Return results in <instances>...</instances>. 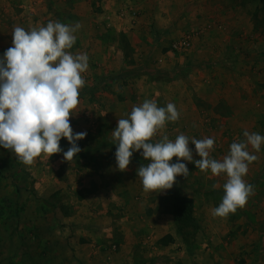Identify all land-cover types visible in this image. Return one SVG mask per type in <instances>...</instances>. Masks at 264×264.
Returning a JSON list of instances; mask_svg holds the SVG:
<instances>
[{"label": "rangeland", "instance_id": "rangeland-1", "mask_svg": "<svg viewBox=\"0 0 264 264\" xmlns=\"http://www.w3.org/2000/svg\"><path fill=\"white\" fill-rule=\"evenodd\" d=\"M28 2V0H0V58L3 57L8 48L13 46L12 33L9 35V31L12 30L13 32L14 26H20L28 30L30 27L47 25L46 23H44L45 25L38 24L39 20L43 22V18L39 19V13L44 10L41 8L33 10L34 5L31 11L28 8H24L23 5L27 6L30 3ZM252 2L249 3L248 10L254 11V15L251 16V20L246 23L243 29L244 32L249 31L251 35H241L239 43L230 48V56L228 57V62L233 60L231 63H234V69L237 71H229L231 70L230 65L224 68L227 64H224L223 61L224 59L227 60V58H219L220 67H218V71L226 69L228 70V73L225 71L226 74L232 76L230 79L235 80L237 83L240 80L246 82L247 86L251 87V96L248 95L249 98L261 100L264 97L261 94L264 91V0H252ZM255 6L258 8H255ZM241 8L245 9L246 7ZM23 13L24 16L22 15ZM63 15L66 14L62 10L61 16L63 17ZM260 15L262 18H260ZM207 26L210 30L214 28L222 30L225 28L215 21L208 23ZM199 30L200 28L197 29L198 32ZM226 30L225 32L227 33L230 29ZM191 31H186L178 39H181L187 32ZM113 36V33L110 32L104 38L110 42ZM194 37L193 35L192 44ZM99 41L101 40L99 39ZM76 43L79 44L77 45ZM76 43L74 46H76L77 53H81L78 50L80 42L77 39ZM122 47L124 53L123 62L126 67L133 68L145 65L147 68L150 66L154 69L152 71L153 76L140 74L128 77L126 82L118 80L111 83L107 81V83L99 86L96 90L97 95L92 96L90 89L95 85L96 78L100 75L104 58L102 57L100 60L102 55L99 53L100 48L97 49L96 54L91 52L92 55L88 56L89 68L82 74L86 84L80 90V103L75 109L77 114L70 118L74 134L87 133L84 139L77 141L81 151L87 145L94 146L99 141L111 140L115 142L112 132L116 129L117 118L109 119L107 117L101 120L102 116L108 114H104V111L100 113L101 105L100 99H97L98 95L102 96V100L105 97L107 100L110 97L114 98V100H120L122 96L123 99L125 97L129 101L135 99L133 101L136 103L143 101L144 98L149 100L154 94L152 93L154 88L159 90L158 87H166L167 84H173V86L167 85L172 88L168 89L161 97L168 96L174 99L171 94H176L179 88H182L183 82L188 85L189 97L193 98V102H195V97H198L199 91L201 94L208 95V97L213 96V91L216 94L215 89L211 85L207 86V82L202 88L200 87L201 83L199 82H202L204 78L199 76L197 64L189 62V58L187 60V57L184 58L183 61L185 63L182 66H180L179 62L174 63L176 68L172 64L174 69L170 72L169 77L173 75L175 78L171 79V82L161 81L158 73L159 69H164L161 70L162 73L168 70L166 68L168 64L164 58L153 59V56L141 55L140 52L135 55L131 43L126 40L123 41ZM170 50L172 51V49ZM233 50L238 52L231 54ZM74 52L73 54H75ZM172 52L183 56L189 51ZM172 68L169 69L172 70ZM201 69L205 73L207 72L206 66ZM221 90L224 92L223 94H227L228 88L224 87ZM99 91H102V93H99ZM108 94L112 96H108ZM173 96L179 97L177 94ZM94 101L98 103L93 104ZM108 103H112L111 99L108 100ZM121 103L122 101H120L119 108H127L124 111H128L129 108L132 109V107ZM195 103L204 107L203 110L206 111V114L202 116V120L198 121L201 125L200 129L204 132L216 129L214 132L216 146L214 145V152H211L215 156H212V158L222 160L225 155L222 150L228 144L242 142L245 137L242 138L239 128L232 126L234 121H231V124L227 120L214 119L207 114L206 109L208 108L205 103L197 101ZM114 105H116V101ZM161 107H164V103L161 104ZM176 107L178 108L177 105ZM113 108L118 111L117 106ZM128 112L131 111L129 110ZM262 117L261 114L257 116L255 127L259 131L253 132L264 136V118ZM251 122L253 124V121ZM176 124L181 126L178 121ZM166 125L170 126L171 124L168 122ZM246 125H249L247 121ZM196 127L199 128V126ZM181 128L193 130L192 126L185 127L182 125ZM208 135L210 136V134H206L205 137ZM159 137L161 138V135L158 133L154 137L153 142L159 140ZM62 139L64 141L62 144L60 143L62 152L51 157L45 155L37 157L31 165H25L11 150L0 146V264H210L212 260H216L214 256H219V254L222 256L221 259H228L230 264H248L246 256L258 259L253 264H264V248L251 247V245L256 244V241L262 239L264 212L261 213V217L257 220L255 229L253 228L252 231H249L250 226L255 220L248 216L249 226L243 222L239 223V219L246 220L239 214V211L230 213L226 218L218 217L219 221L213 219L214 215L211 214L212 212H208L209 215L202 213V206H207L206 209L209 208L210 210L214 208V204H217V201H215L216 197L210 193L214 189L213 185H216L211 178H209L207 183L203 184L204 189L209 190L208 195H199L193 191L195 185L191 183L193 181L192 177L195 176L191 178L177 176L173 188L164 190L166 191L165 193L160 192L152 201L154 206H151V202H147L148 200L145 197L147 193L143 192L139 187L134 189L137 190V194L134 197L126 199L125 188L121 184L116 185L113 182L110 184L113 188L117 187L118 196L115 198L114 195H110L106 199L97 198L99 199L97 200V193L104 192L105 189L102 190V188H107L109 183L103 185L95 182L94 178V182L91 181L90 178L102 175L100 172L102 163L100 161H103V158H114L116 151L111 146H108L102 153H95L78 161L73 159L68 161L65 159L63 152L65 148L69 149L71 145L67 138ZM63 144L65 147H63ZM228 149L230 150V148ZM219 150L220 152H218ZM139 157H141L140 159H145L142 155ZM252 165L253 163L249 167ZM254 168L260 171L259 167ZM209 171L204 172V176L211 172ZM247 175L244 178L247 179ZM253 175L258 176L257 173H253ZM256 186L258 185L255 184L257 189ZM113 190L116 193V190ZM173 190L183 194L195 195L198 214V217H196L197 229H194L190 224L187 225L174 220L170 196ZM135 201L141 203L142 207H138L139 204L134 203ZM134 207L136 208L133 209ZM129 208L132 210L130 217L126 216L130 212ZM153 210L156 211L155 214H160L158 218L160 220L164 219L166 226L163 225V228L151 227L149 220H151ZM102 211L111 216L108 217L110 225L107 221L103 222L102 217H104V214ZM77 215H80L81 218L75 219ZM199 215H204V217ZM125 216L126 219L124 221L120 219ZM135 217L140 222L139 224L145 226L137 232V235L131 224L132 221H135ZM207 217L211 219V223H214V221L218 222V225L217 223L214 224L218 228L215 230L216 233H213L212 229L204 224ZM229 217L232 220L227 223ZM118 220H120L121 224H118ZM97 223L103 226L109 225L111 234L98 231L95 226ZM122 225L131 231L129 238L125 236L126 234L121 228ZM136 225L137 223L135 222ZM225 241H236L241 246L237 245L238 248H235V244H232L228 252H224L221 250L220 245H223Z\"/></svg>", "mask_w": 264, "mask_h": 264}, {"label": "crops", "instance_id": "crops-1", "mask_svg": "<svg viewBox=\"0 0 264 264\" xmlns=\"http://www.w3.org/2000/svg\"><path fill=\"white\" fill-rule=\"evenodd\" d=\"M28 1L30 3L28 2L29 4L27 6L24 4L23 5L24 8H28L31 11L34 5L33 10H37L40 8L44 10L39 13V19L43 18V22L39 20L38 24L45 25L44 23L47 24L49 21H59L70 25L78 22L81 25V28L75 33L77 40L80 42L78 50H80L81 53L90 56L92 55L91 52H94V54H96L97 49L100 48L99 53L102 54L100 60L103 57L104 61L102 65L100 63L102 73L101 72L99 73L100 74L98 75L99 77L111 73H116L126 68L125 63L123 62L124 53L122 47V43L125 40L128 43H131L132 48L135 51V55H138V52H140L141 55L153 56V59L159 60L160 58H164L165 62L168 64V67H166L165 65L164 67L168 68L169 71H173L174 68H172V64L176 62H179L180 66H182L185 63L183 61L184 58L187 57L186 60L189 58L188 59L189 62L191 61V63L197 64V67L199 69L198 70L199 76H202L204 78L202 82H199L201 83L200 87L202 88L203 85L207 82V86L211 85L212 88L215 89L216 91V94H214L213 91L212 94L213 96L210 97H208V95L201 94L199 91V94L197 95L198 97H195L194 101L205 103L206 107L208 108V109L205 108L207 110V114H209L212 118L221 121L227 120L230 121V123L231 121H234V123L231 124L233 127L240 129V134L242 138L244 137L243 133L245 130L249 132L258 130V128L255 127V125L257 124L255 121L257 120V116L260 114L263 116L262 118H264V108H263L264 97H262L261 100H258V98H254V100H252L251 97L249 98L248 96V95L251 96L250 93L251 87H248L246 82L240 80V82L237 83L235 80L230 79L232 76L230 74H226V72L228 71L226 69L218 71L219 69L218 67H220L219 58L222 59L227 58V60L224 59L223 61L224 64H227V66H225L224 68L230 65L231 70L229 71L231 72L237 71L234 69L235 67L233 66L234 63H231V61L233 60L228 62L229 60L228 57L230 56L229 54L230 48L231 47L233 48V45H237V43H239V41L241 40L240 37L241 35H251L249 34L250 33L249 31L244 32L243 29L245 28L246 23H248L251 20V16L254 15V11L251 12L248 10L249 3L252 2V0H28ZM126 5L136 8L138 10L137 16H133L129 12L122 15L121 8L122 7L124 8ZM244 6L246 7L245 9L241 8ZM257 6L261 7L259 5ZM257 6H255V8H258ZM62 10L64 11V14H66L63 15V17L61 16ZM22 15L24 16V13ZM260 18H262L261 15ZM212 21L221 24L225 28L222 30L217 28H214L212 30L208 29L207 25ZM198 28H200L199 32L197 31ZM228 28L230 30H228V32L226 33L225 30ZM188 30L196 31V33L194 34L195 37L193 40L192 48L188 50L189 52L187 51L188 53L183 56L182 55L180 56L178 54L176 55L170 50L171 44L174 40L178 39ZM110 32H112L114 36L112 37V39H110V42H108L105 39L106 38L105 36L109 35ZM11 33L12 30L9 31V35H11ZM223 35H225V37H223ZM99 39L101 41H99ZM76 44L78 45L79 43ZM69 51H71L72 53L75 51L74 53L76 54L77 53L76 46H73V48ZM236 52L238 51L233 50L231 54H234ZM205 66L207 68L206 73L203 71V69H201ZM173 67L176 68V64H174ZM169 68H172V70ZM147 69L148 71L154 70L150 66H148ZM107 81L111 83L116 82L115 80H109V79ZM107 81H102L100 86L107 83ZM119 81L125 82L122 79ZM239 83L243 86H241ZM167 85L173 86V84L170 85L167 84ZM167 85L166 87H158L160 91L154 88V90L152 91V93L154 94L149 100H155L158 106H161L162 103H164V106H166L167 103L169 102L177 105L178 106L177 109L180 112V118L178 122L181 124V126H178V124H176L177 122L174 123L170 122L172 126L166 125L165 129L161 133H159V135L161 136L167 135L169 139L173 141L181 133L190 138L194 137L196 139L205 138L206 134H210V136L208 135L207 137L215 139L214 132L216 131V129H214V131H207V132H204L200 129L201 125L199 124L198 121L202 120V116L206 114V111L203 110L204 107L199 106L197 103L193 102L192 97H189L188 85L183 82V85H181L182 88H179V91L176 92V94L179 95V97L173 96L176 94H171L172 97H174V99L168 96L161 97V95L165 94L168 89L172 88V87H168ZM224 87L228 88L227 94H223L224 92L221 90V88ZM195 88L198 89L197 86H195ZM173 91L175 92L174 89ZM99 93H102V91L101 92L99 91ZM95 94L97 95V92ZM261 94L264 95V91H262ZM108 96H112V95L108 94ZM101 97L102 96L98 95L97 98L100 99V105H101L100 113L101 111H104V114L106 113L108 114L106 116H102L101 120L107 117L109 119L117 118L116 128L118 126V119L128 118L130 114V112L128 111L132 110L131 108H129L128 111H124L127 108L124 109L123 107L119 108L120 101H122L124 105H128V107L133 108L135 105L138 106L142 104L145 100H148L147 98H144L143 101L140 102L138 101L134 103L133 100L135 99L129 101L125 97L123 99L121 96L120 100H114V98L111 97L108 98V100L111 99L112 102V103H108L106 97L103 98V100ZM190 100H192L191 103ZM115 101H116V105H114ZM96 103L98 102L94 101L93 104ZM183 103L185 104L183 105ZM114 106H117L118 111H116L113 108ZM246 121L250 126L246 125ZM251 121H253V124ZM235 122H237V124H235ZM182 125H184L185 127L192 126L193 130L191 129L188 130V128L182 129L181 128ZM196 126H199V128H197ZM244 140L245 138L242 139V141ZM230 145L231 144H228L226 147L227 149L224 148L222 150V152H224L225 155H227L228 151H230L228 149L230 148ZM189 147L193 150L194 160L200 159V157L196 154L195 145L193 146V144L190 143ZM106 148H108V146H104L100 151L97 152V154L104 152ZM248 150L251 154L256 155L258 159L252 162L253 165L251 167H249L250 166L249 164L247 179L246 178L244 179L247 183L254 186L255 184H257L258 186H256L257 189L255 188L254 194L249 198L247 204L243 208H238L236 212L239 211V214L246 219L245 221L239 219V223L243 222L244 224L246 223L247 226H249L248 216L249 218L251 217L255 220V222L252 223V226H250L249 231H252L253 228L255 227L257 220L259 219V217H261V213L264 212V178H263L264 177V144L261 145V149L259 152L252 149L251 146H249ZM142 152L143 149H141L140 152L133 153L138 158V161L132 159L129 168L125 171H120L118 169L116 157L112 159L111 157H109L108 159L103 158V161H100L102 163L101 165L102 169L100 171L102 175L101 176L97 175V177L94 176L90 179L91 181H93L94 178L95 182H98L103 185H107L109 183V186L107 188L105 187L102 188V190L105 189L104 192H101L102 190L100 191L101 193L98 192L96 199L97 198L106 199L107 196L110 195H114L116 198L118 196L119 191H117L116 186L114 188L112 187L110 183L113 182L116 185L121 184L125 188L124 194L126 196V199H131L132 197H134L137 194V190L134 189L136 187H139V189L147 193L145 196L146 199L148 200L147 202L149 203L151 202L150 203L151 206H154L152 201L160 193L154 191L146 192L143 188L142 181L138 177V173H137V169L141 165H146L147 163H149V161L147 160L145 161V159L144 160L140 159L141 157L139 156L142 155L141 154ZM218 152H220V150ZM211 156H215V155L211 154ZM177 159L178 158L174 157L172 163H175ZM183 162L187 164V167H189L188 169L190 173L187 178L189 177L191 178L192 176H195L192 177L193 181H191V183H194L195 185L193 191L196 194L208 195L209 190H205L203 184L205 182L207 183L209 178H211V180L216 183L217 187L214 188L212 191H210V193L211 195L216 197L215 201H217V204H214L215 206L213 207L214 208L218 207L224 196L223 185L226 183L227 180L226 174H221L220 176H216L209 171L210 173L205 175L206 176L205 177L204 172L197 169L194 163L187 161H183ZM254 167L257 168L259 167L260 171L258 169L255 170L256 168ZM253 173L255 174L257 173L258 176L253 175ZM113 189L116 190L117 195ZM163 192L165 193L166 191ZM185 195L191 196L195 199V195H191V194H185ZM134 203L139 204L138 207H142L141 203L136 201ZM195 203H197V201H195ZM135 208L136 207H134L133 209ZM206 208L207 206L201 207L202 213L205 214L207 213L206 215H209L208 212H212V210L214 209L213 208L209 210V208L208 209ZM129 210L130 212L126 216L130 217L132 215V210L130 208ZM102 212L104 214L103 215L104 217H102L103 222L107 221L108 223V217L111 216L107 215L105 211ZM155 212H156L155 210L152 211V216H151V220H149V223L151 224L152 228L153 227L163 228V225L166 226L164 224V219L160 220V218H158L160 217V214H155ZM126 216L120 219L124 221L126 219ZM195 216L198 217L197 206L195 207ZM199 216L204 217V215H199ZM213 217L214 220L219 221L218 220L219 218L217 216H213ZM77 218H81L80 215H77L75 219ZM231 220L232 219L229 217L227 223H230ZM135 222L137 223L136 226H135ZM139 223L140 222L136 219V217H135V221H132L131 223L132 228L136 233V235L138 234L137 232L141 230V228L145 227L143 224L141 225ZM216 223L218 225V222L216 221H214V223H211V219H209L208 217L204 221V224L207 227H210L213 233H216L215 230L218 229L214 225ZM118 224H121L120 220H118ZM109 225L103 226L97 223L95 225L97 228L96 227L95 228L103 233L111 234V227ZM121 228L125 232L126 234L125 236L129 238L128 236L130 235L131 231L126 227H124L123 225ZM261 233H263L262 239L260 241H256V244L251 245V247L260 248V249L264 248V232ZM232 244H235V248L236 247L238 248L237 245H239L240 243L236 241H225L223 245H220V248L222 251L228 252L229 247ZM221 257L222 256L220 254L219 256L218 255L214 256L216 260L215 261L212 260V263L210 264H227V263L230 264L228 262V259L223 260L221 259ZM245 258L248 264H253V262H256L258 260V259H253L250 256L249 258L248 256H246ZM230 262L233 263L232 261Z\"/></svg>", "mask_w": 264, "mask_h": 264}, {"label": "clouds", "instance_id": "clouds-1", "mask_svg": "<svg viewBox=\"0 0 264 264\" xmlns=\"http://www.w3.org/2000/svg\"><path fill=\"white\" fill-rule=\"evenodd\" d=\"M80 28L78 22L70 25L59 21L28 30L14 26L13 46L0 58V146L11 150L25 165L42 155L51 157L62 152V138L71 145L63 152L66 160L81 151L77 141L87 133L74 134L70 118L77 114L80 90L86 84L82 74L89 68V57L69 51ZM179 118L174 103L161 107L155 100H145L132 108L128 118L118 119L112 132L118 169L127 170L133 153L143 149L141 154L149 163L137 169L138 177L146 192L160 193L172 189L177 176L187 178L190 172L183 161L191 162L203 172L227 176L222 201L212 210L214 216L227 217L243 208L255 191L244 177L249 164L258 159L248 149L251 146L259 152L264 136L245 130V140L233 142L222 160L211 156L213 138L196 139L181 133L174 141L162 135L153 142L168 122ZM190 143L200 159L194 160ZM174 157L178 159L172 163Z\"/></svg>", "mask_w": 264, "mask_h": 264}, {"label": "trees", "instance_id": "trees-1", "mask_svg": "<svg viewBox=\"0 0 264 264\" xmlns=\"http://www.w3.org/2000/svg\"><path fill=\"white\" fill-rule=\"evenodd\" d=\"M122 36V35H121ZM123 37V36H122ZM164 70V69H161ZM159 69L158 73L160 75V79L161 81H170L171 79L175 78L173 75L171 77H169V74H171L169 70L166 71H161ZM140 74H149L151 76H153V72L152 71H148V69L146 68L145 65H141V66H136V67H126L124 69H122L119 72L116 73H111L108 75H103L102 77H97V81L95 82V85L92 87V89H90V93L93 95H95L96 90L99 88L100 84L102 83V81H107L109 80H124L126 82V79L128 77H134V76H138ZM92 90V91H91ZM64 141L63 139H61L60 143L62 144ZM104 146H111L113 150L116 151L117 149V145L115 144V142L111 141V140H104V141H99L96 145L94 146H89L87 145V147H85L82 151H80L74 158L73 160H80L82 158L85 157H89L92 154L97 153L98 151H100ZM63 147H65V145L63 144ZM68 149L65 148L64 152H66ZM132 159H135L138 161V158L136 157L135 154H133ZM171 196V200H172V214H173V218L176 222H181V223H186L187 225L190 224L194 229L198 228V223H197V219L195 216V199L191 196L185 195L179 191L173 190V192H171L170 194ZM167 242V241H166Z\"/></svg>", "mask_w": 264, "mask_h": 264}, {"label": "built area", "instance_id": "built-area-1", "mask_svg": "<svg viewBox=\"0 0 264 264\" xmlns=\"http://www.w3.org/2000/svg\"><path fill=\"white\" fill-rule=\"evenodd\" d=\"M122 8H121L122 15H124L127 12H129L133 16H137V14H138V10L134 7H130V6L126 5L123 9ZM194 34H195L194 30H192L191 32H187L185 34V36L182 37L181 39L174 41L171 44L172 51H179V52L188 51L192 45V38H193Z\"/></svg>", "mask_w": 264, "mask_h": 264}]
</instances>
